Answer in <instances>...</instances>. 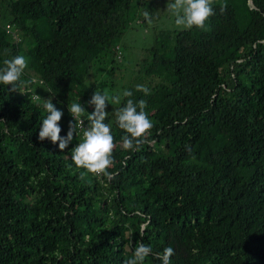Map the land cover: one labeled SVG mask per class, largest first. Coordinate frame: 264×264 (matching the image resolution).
I'll return each instance as SVG.
<instances>
[{"label": "trees", "instance_id": "trees-1", "mask_svg": "<svg viewBox=\"0 0 264 264\" xmlns=\"http://www.w3.org/2000/svg\"><path fill=\"white\" fill-rule=\"evenodd\" d=\"M163 1L0 0V69L28 61L17 91L0 84V264H126L140 243L144 264L166 247L171 264H264V0H213L205 29L153 32L109 96L146 101L154 143L124 150V103L109 101L113 179L74 165L79 133L64 151L38 139L45 99L63 112L61 137L67 106L86 101V120L129 20L157 18Z\"/></svg>", "mask_w": 264, "mask_h": 264}, {"label": "clouds", "instance_id": "clouds-1", "mask_svg": "<svg viewBox=\"0 0 264 264\" xmlns=\"http://www.w3.org/2000/svg\"><path fill=\"white\" fill-rule=\"evenodd\" d=\"M212 3L213 0H172L171 3L167 4V9L175 17L174 23L177 27L205 29L206 21L214 15ZM144 16L151 23L147 11ZM4 65L5 67L0 69V84L11 86L9 91H17L15 85L27 68L28 61L24 56L18 55L10 60L6 59ZM137 91H141L145 95L150 94V89L142 85H137ZM132 95L131 91L125 90L122 95L116 94L110 97L103 91L95 90L87 102L93 107V111L90 114L87 113L86 120L88 123L86 127L84 126V114L86 113L84 107L79 102L67 106L72 121L69 122L68 131L64 137L60 136L61 127L59 126L63 112L52 103V99H45L43 108L47 115L40 124L38 139L40 141L48 139L56 144L60 151H64L72 142L74 134L76 137L79 127L82 132V141L72 148L70 157L74 165L88 173L113 179L114 174L108 169L115 163L113 151L116 144L111 126L105 123L108 116L105 109L109 105V101L112 104H120L122 97H131ZM146 106V101L143 99L135 102L133 99H127L126 103L116 110L115 123L125 133L121 137L124 150H139L145 144L154 143L150 139L153 122L145 111ZM146 227L147 224L141 225V231ZM150 254H152V248L140 243L135 246L132 256L126 261V264H144L146 257ZM173 255V248L166 247L162 253H156L155 258L160 260L161 264H171L170 258Z\"/></svg>", "mask_w": 264, "mask_h": 264}, {"label": "rangeland", "instance_id": "rangeland-1", "mask_svg": "<svg viewBox=\"0 0 264 264\" xmlns=\"http://www.w3.org/2000/svg\"><path fill=\"white\" fill-rule=\"evenodd\" d=\"M144 1V0H143ZM164 2V11L157 18L151 19V23L146 20L145 22H139L138 20H129L127 27L120 36L119 46L121 50V58L119 59V67L113 72H110L108 66L105 69H101L98 72L97 80L90 86L91 90L88 92L90 97L93 92L103 91L107 95L116 91L120 83H127L128 76L132 69L135 67L136 62L140 57L146 55L145 47L149 46L153 39V32L161 28H180L174 23L175 17L167 9V1ZM94 73V69H91V74ZM122 78V79H121ZM124 90H129L133 93L131 97H122V101L125 104L127 99H133L137 101L136 93L131 89L119 88L121 93ZM86 101L82 102L85 105ZM87 109H93L92 106L87 105Z\"/></svg>", "mask_w": 264, "mask_h": 264}, {"label": "built area", "instance_id": "built-area-1", "mask_svg": "<svg viewBox=\"0 0 264 264\" xmlns=\"http://www.w3.org/2000/svg\"><path fill=\"white\" fill-rule=\"evenodd\" d=\"M4 28H5V30H6L8 33H10L13 37H16V32H15L14 30L11 29L10 24H9L8 22L4 24ZM87 123H88V122L85 120V121H84V126H85V127L87 126ZM77 133H79L80 139H81V141H82V132H81V130H80L79 127L77 128ZM97 176H100V175H97Z\"/></svg>", "mask_w": 264, "mask_h": 264}, {"label": "water", "instance_id": "water-1", "mask_svg": "<svg viewBox=\"0 0 264 264\" xmlns=\"http://www.w3.org/2000/svg\"><path fill=\"white\" fill-rule=\"evenodd\" d=\"M247 2H248V4H249L250 6H253L251 0H247Z\"/></svg>", "mask_w": 264, "mask_h": 264}]
</instances>
